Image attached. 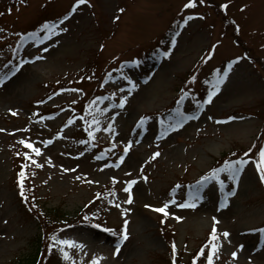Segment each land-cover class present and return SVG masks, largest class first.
<instances>
[{"label":"rangeland","instance_id":"obj_1","mask_svg":"<svg viewBox=\"0 0 264 264\" xmlns=\"http://www.w3.org/2000/svg\"><path fill=\"white\" fill-rule=\"evenodd\" d=\"M204 1L227 4L228 16L240 24L249 57L230 35L232 27L225 32L221 14L204 3L195 2L186 11L187 0H87L80 5L76 0H52L46 7H42L46 0H0V77L7 75L0 84V264H24L37 251L41 231L13 180L17 149L31 157L34 188L43 211L58 208L73 215L96 192L105 191L91 210L117 235L86 224L58 233L59 238L84 246L69 247L77 264H91L94 257L104 258L100 264H166L162 258L168 245L158 230V217L173 229L179 249H195L215 223L220 246L217 264H264V233L258 231L264 228V188L253 159L236 180L220 173L224 181L220 193L216 180L199 186L197 181L176 185L206 172L215 158L231 148L252 145L264 128V0ZM65 13L67 19L55 23L45 38L24 36L15 60L4 64L13 40L10 30L28 31L42 18L54 20ZM194 13L203 16L191 17ZM186 17L167 50L144 65L134 63V56L152 47L170 24L177 26ZM232 56L211 103L205 101L197 110L199 98L185 93L180 110L173 111L174 118L167 122L160 111L177 89L191 86L193 93H205L207 100L212 90L208 76ZM108 64L111 70L119 67L126 74L113 70L104 81L108 92L99 97L107 99L98 100V107L106 110H98V124H92L93 142L75 111L94 84L84 89L69 87L48 98L46 93L58 81L75 86L80 77ZM130 81L136 87L129 93ZM122 96L127 102L120 108ZM66 102L72 106H63ZM58 105L64 108L54 109ZM142 117L148 119L140 125ZM21 141L40 148L41 154ZM129 180L136 183L132 202L125 203ZM225 198L227 206L222 208ZM173 199L168 216L154 210ZM186 201L196 206H178ZM124 209L130 211L122 215ZM125 219L128 239L114 254ZM232 252L237 255L233 257Z\"/></svg>","mask_w":264,"mask_h":264},{"label":"trees","instance_id":"obj_2","mask_svg":"<svg viewBox=\"0 0 264 264\" xmlns=\"http://www.w3.org/2000/svg\"><path fill=\"white\" fill-rule=\"evenodd\" d=\"M202 3L208 4L210 7H214L216 12L221 14L222 22L224 25L225 32H227L229 27H232V32L230 33L231 36L234 37L235 42L243 47H245L246 41L241 36L240 30L238 26L236 25L235 21L232 20L231 17L228 16L226 9L223 7L221 3L215 2V1H203ZM176 25L170 24L164 31L162 37L160 38L157 45L149 48V50L143 52L139 57L138 61L141 64H145L148 60L156 58L158 53L164 49L167 48L169 42L172 40V37L175 33ZM210 54L208 55L207 59L210 58ZM204 62L201 64L203 66ZM223 64V62L221 63ZM221 70V67H217L214 69L208 76V80L213 79L218 72ZM108 71V65H105L101 69H95V71L88 75L87 77H84L80 79V81L76 82L75 84L79 86H87L94 84H97V82H100V79L107 73ZM189 78H193V75H190ZM67 85L64 82H57L52 86V89L50 90V94L56 92L63 86ZM101 87L100 83L96 86V88ZM94 88L96 91L97 89ZM179 87L177 89V94L175 95L174 99L172 100L171 104L167 107L166 111L174 106L177 105L179 97L182 95V93L185 92L186 88ZM82 110L85 115L88 114L89 108L88 104H82ZM87 124V122H86ZM264 128L261 130L260 134L257 136V140L255 143L248 147H234L231 148L229 151L224 152L219 157L215 158L213 161V164L211 166V169L217 168L218 166L225 163V161L229 160H237L240 158H256L257 152L261 147H264ZM249 149H251V152H249ZM245 153H248V156L245 157ZM12 167H13V180L16 185V188L19 192L20 197L23 199L25 205L27 206L28 210H31L35 216L39 219V222L41 224L42 232L38 235V244H37V251L32 254L24 264H73V261H68L63 258V255L59 251V247L51 248V245L54 243L51 239V237L54 235L55 231H58L59 229L71 225L76 222L83 221V215L87 210L91 207V203L87 204L84 208H82L79 212H77L75 215H69L65 213L62 209H54L53 211L46 212L41 209V207L38 205V198L35 189L32 188L33 183L30 179L31 174V167L29 166V163H27L24 159V155L21 151L15 150L13 153V161H12ZM210 169V170H211ZM23 171L25 173V177L23 179V188L21 189L20 185V177L19 173ZM207 173L202 174L206 175ZM23 190L24 195H21V191ZM100 195V194H98ZM51 225H55L54 228L49 229ZM160 232L163 234L164 238L166 239L167 245H168V253L167 256L163 259H166V264H173V249L172 244L174 242V236L172 232L168 231L166 227L160 223L159 224ZM210 233L208 232L205 234V237L201 240L200 244L193 249L190 253H188L187 257H184L182 254L176 255L175 253V261L176 264H193V258H197V264H206V256L208 251L211 248V243L213 241L211 240ZM201 249L204 250V255H200ZM176 251V250H175ZM164 261V260H163Z\"/></svg>","mask_w":264,"mask_h":264},{"label":"snow or ice","instance_id":"obj_3","mask_svg":"<svg viewBox=\"0 0 264 264\" xmlns=\"http://www.w3.org/2000/svg\"><path fill=\"white\" fill-rule=\"evenodd\" d=\"M22 2H26V0H22ZM86 2H87V0H76V4L77 5L84 4ZM201 2H203V0H201ZM194 6H195V0H189V3L185 5V7H194ZM9 11H11V9H9ZM73 11H75V7L73 8ZM121 11H123V10H121ZM65 19H67V16L65 17ZM189 19H191V17H189ZM45 27L48 29L49 32H51L55 28V25L54 24H52V25H47L46 24ZM163 54L164 55H168L167 52H165ZM134 63H139V61H134ZM228 68H229V70L231 69V63L228 65ZM224 75L226 76L227 73H225ZM124 78L127 79V77H124ZM5 79H7V75L4 76V77H0V84H2ZM223 79H224V77H218L216 79L215 83L212 86V90H210L209 93H208V99H207L208 103H211L212 97L214 95H216V93L220 90V84L223 82ZM129 83L131 85V87L129 89V93H130L131 90L136 87V85L134 83H132L131 81ZM72 91L79 92L81 90L80 89H73ZM121 91H123V90H121ZM96 99L97 100L107 99V97H103V98L97 97ZM126 102H127V97L126 96H122L120 98L119 107L123 108ZM94 103H95V101H90V104H94ZM196 103H197L198 106L200 105V101H197ZM105 110L106 109H102L100 111H105ZM147 119H148L147 117H142L140 122H139L140 125H142L144 123V121H146ZM229 119H231V118H229ZM92 123L93 124H98V121H96L94 119L92 121ZM171 127H172V125H169V128H171ZM110 129H111V125L109 126V129H106V130H110ZM165 131H167V129H165ZM88 135L90 137H92L93 136L92 131H89ZM21 143H24L27 148L32 149V151L36 155H40L41 154V149L38 148V147H34L32 143L26 142V141H21ZM45 143H51V141H46ZM81 143H85V142L81 141ZM114 146L115 145H113V147ZM130 146H131V142H129V144L125 146V154L127 153V151L130 148ZM249 152H251V149H249ZM25 155L28 156L27 153H25ZM158 155H159L158 152L154 154V156H158ZM244 155H245V157H247L248 153H245ZM28 158L31 159L30 156ZM119 159L122 162L123 159H124V156L121 155ZM249 159H252V158L249 157L248 159L240 158V159H237V160L225 161V163H224V165L222 167L211 169L208 174H206L205 176H202L200 178V180L197 181V186H199V185H201L203 183H207L209 180H216V181H218L220 183L221 187L223 188L224 181L220 180V173L227 172V173H229V178H231L233 180H236V179H238V175L242 171L243 166L246 165L247 163H249ZM33 163H35V161H33ZM254 163H255V167H256L257 171L259 172L260 179L262 181H264V147H261L258 150L257 157L255 158ZM38 166H40V165H38ZM115 167H119V164H116ZM65 171H68V169H65ZM19 177H20V185H21V189H22L23 188V179L25 177V173L23 171H21L19 173ZM113 179H115V178H113ZM135 183H136L135 180H129L127 182V186L124 188V191L129 193V195H128V198L125 201V203H131L132 202L131 189H132V186ZM232 194L233 193H228V195H232ZM21 195L22 196L24 195L23 190L21 191ZM191 195L192 194L190 192L189 196L191 197ZM109 202L112 203L113 201H109ZM169 203H175V200L173 199V200L167 201V202L164 203L163 206L155 208L154 210L157 211V212L163 213L164 216L166 217V216L169 215V213L167 211ZM115 206L118 207V208L120 207L119 204H116ZM178 206L179 207H195L196 204L194 202H192V201H186L185 203L180 204ZM226 206H227V201H226V198H225V201H223L221 203L220 207L223 208V207H226ZM146 207H149V206H146ZM128 211H130V210L129 209H124L122 211V215H125ZM175 218L177 220L182 219V217H179V216H177ZM84 219L87 220L88 218L85 217ZM213 220L216 223H218V221H216L215 217H213ZM127 225H128V220L125 219L124 222H123V227H122L120 233L118 234V241H117V244L115 246L114 254H119L120 246L123 244L124 241H126L128 239ZM95 227L100 228L101 225L100 224H96ZM104 231L111 232V233H113V235H117V233L113 229H110V228H104ZM258 231L261 232V233H264V228H261ZM223 236L225 238H227L229 236V233L227 231H225V232H223ZM210 237H211V240L213 241V243H211V248H210V250L207 253L206 264H214V261H213L214 254L219 252V247H220L219 244H218L219 236L217 235V230H216V227H215V223L213 224V228H212V232L210 233ZM51 239H52V241L54 243L51 245L49 250H51V248L60 246L59 247V251L63 255V258L65 260H68V261H71L72 257L70 256L69 252L65 250V246H67V247H76V248H83L84 247L82 244H79V243H77L74 240L61 239L58 236H56L55 234L51 237ZM172 249H173V264H176V261H175L176 245H175L174 242L172 244ZM200 255H204V250L203 249H201ZM231 255L233 257H235L237 255V253L236 252H232ZM101 259H104V258L103 257H94L92 259V261H91V264H100V260ZM73 264H74V262H73ZM193 264H197V258H193Z\"/></svg>","mask_w":264,"mask_h":264}]
</instances>
